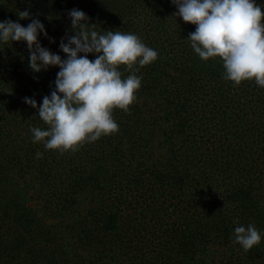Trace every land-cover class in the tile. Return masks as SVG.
I'll use <instances>...</instances> for the list:
<instances>
[{
    "label": "trees",
    "instance_id": "16d2710c",
    "mask_svg": "<svg viewBox=\"0 0 264 264\" xmlns=\"http://www.w3.org/2000/svg\"><path fill=\"white\" fill-rule=\"evenodd\" d=\"M74 8L158 58L136 73L129 111L113 110L118 132L61 154L33 142L30 129L48 126L24 102L50 96L59 68L33 72L26 42H0V264H264V87L201 60L171 0H0V22L26 27L29 11L55 41L41 33V45L66 59ZM146 184L179 207L152 231L135 194ZM249 224L262 238L245 251L234 229Z\"/></svg>",
    "mask_w": 264,
    "mask_h": 264
},
{
    "label": "clouds",
    "instance_id": "9594fccd",
    "mask_svg": "<svg viewBox=\"0 0 264 264\" xmlns=\"http://www.w3.org/2000/svg\"><path fill=\"white\" fill-rule=\"evenodd\" d=\"M171 3L178 9L173 16L196 26L187 39L201 60L220 58L225 70L223 78L234 86L254 79L264 87V10L256 0H171ZM68 15L75 34H66L60 41L59 48L66 59L41 45L38 39L41 33L50 42L55 41L29 11L18 12L20 19L31 20L26 27L11 19L0 22V42H26L33 72L50 66L59 68L50 96L45 95L40 105L29 97L24 102L36 109L48 126L47 130L30 129L33 142H43L46 149L61 154L79 151L85 143L118 132L113 110L129 111L141 87L142 78L136 73L158 58V52L135 34L98 31V26L90 23V18L79 9H71ZM88 54H95V59L90 60ZM121 66L131 73L126 78H122ZM41 155L37 153V157ZM261 238L252 224L234 229L233 242L245 251L259 245Z\"/></svg>",
    "mask_w": 264,
    "mask_h": 264
},
{
    "label": "rangeland",
    "instance_id": "374dc122",
    "mask_svg": "<svg viewBox=\"0 0 264 264\" xmlns=\"http://www.w3.org/2000/svg\"><path fill=\"white\" fill-rule=\"evenodd\" d=\"M155 187L152 186H148V184L145 185V188L142 190L143 194H148L146 196H140V194L137 192L136 194V198L139 199V203H140V207H147L146 209H148L149 213H148V218H147V222L146 223V227L143 228L144 230L148 231V230H153L155 225L154 223L157 222V220L163 218V220H168V217L171 213H173L175 208H179L178 205L174 204V201L170 199V196H167L165 198L162 197H155L154 199L149 198L150 192L152 189H154ZM131 198H134V196H130ZM185 205H182L180 207H184ZM129 210V209H128ZM130 212H132V210H129ZM179 211V210H178ZM155 213L154 218H152L151 214ZM177 213V212H176ZM157 217V218H156ZM177 214H175L174 216H172L173 219H176ZM143 239H148L147 235L146 236H140Z\"/></svg>",
    "mask_w": 264,
    "mask_h": 264
}]
</instances>
